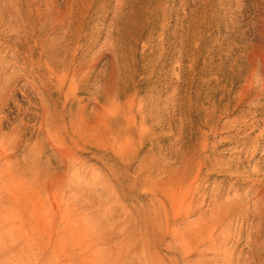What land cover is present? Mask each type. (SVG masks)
I'll list each match as a JSON object with an SVG mask.
<instances>
[{
  "label": "rangeland",
  "instance_id": "374dc122",
  "mask_svg": "<svg viewBox=\"0 0 264 264\" xmlns=\"http://www.w3.org/2000/svg\"><path fill=\"white\" fill-rule=\"evenodd\" d=\"M0 139L31 264H264V0H0Z\"/></svg>",
  "mask_w": 264,
  "mask_h": 264
},
{
  "label": "bare ground",
  "instance_id": "6f19581e",
  "mask_svg": "<svg viewBox=\"0 0 264 264\" xmlns=\"http://www.w3.org/2000/svg\"><path fill=\"white\" fill-rule=\"evenodd\" d=\"M15 147L7 148L0 139V264L30 263L41 248L35 235L38 230L47 235L50 229L47 217L38 229L36 198L30 184L22 180L25 178L19 179L22 176L17 175L16 161H10ZM58 241L63 243L61 235ZM59 264L65 263L60 261Z\"/></svg>",
  "mask_w": 264,
  "mask_h": 264
}]
</instances>
